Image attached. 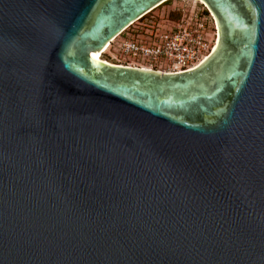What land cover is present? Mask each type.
<instances>
[{"label":"water","instance_id":"obj_1","mask_svg":"<svg viewBox=\"0 0 264 264\" xmlns=\"http://www.w3.org/2000/svg\"><path fill=\"white\" fill-rule=\"evenodd\" d=\"M166 0H0V264H264V0H199L165 72L100 53Z\"/></svg>","mask_w":264,"mask_h":264},{"label":"built area","instance_id":"obj_2","mask_svg":"<svg viewBox=\"0 0 264 264\" xmlns=\"http://www.w3.org/2000/svg\"><path fill=\"white\" fill-rule=\"evenodd\" d=\"M204 15L209 21L210 29H208V23L203 18ZM124 30L113 37L101 52L104 49L105 51L109 50L113 41ZM207 32H211V41L206 38ZM214 36L213 22L207 12L206 14L201 12L200 14L182 15L177 22L164 31L147 36H142L138 32L134 36L125 34V36L120 37L113 48L124 60L123 62L109 63L165 72L187 70L196 65L210 51ZM115 60L117 61V59Z\"/></svg>","mask_w":264,"mask_h":264},{"label":"rangeland","instance_id":"obj_3","mask_svg":"<svg viewBox=\"0 0 264 264\" xmlns=\"http://www.w3.org/2000/svg\"><path fill=\"white\" fill-rule=\"evenodd\" d=\"M170 9H174L173 11H179L180 16H182V15H190L192 13L200 14L203 11L204 7L197 0H167V2L158 5L157 7L152 9L150 13L148 12L150 15H152V17L156 19V21H160V19L162 20L159 23L157 22L158 24L155 26L157 27L158 31H164L170 27L171 24L168 21H166L165 18V13ZM203 18L208 23V29H210V24L207 17L204 15ZM138 23L139 22L137 21L136 23L134 22L132 25L137 26ZM123 36H125L124 32L113 41L109 50H106L100 54V58L108 62H123L124 59L120 58L118 51H115V48H113L115 44L120 40V37ZM206 38L209 41H211L212 38L211 32L206 33ZM214 40H215V36H214ZM114 57L115 59H117V61L114 59Z\"/></svg>","mask_w":264,"mask_h":264},{"label":"trees","instance_id":"obj_4","mask_svg":"<svg viewBox=\"0 0 264 264\" xmlns=\"http://www.w3.org/2000/svg\"><path fill=\"white\" fill-rule=\"evenodd\" d=\"M165 2H167V0ZM173 10L174 9H170L169 11L165 13L166 21H168L171 24L170 27L172 26L173 23L177 22L181 17L179 11H173ZM202 12L203 14H206L205 9H203ZM149 13H147L146 15H144L143 17L137 20L139 22L137 26L132 25L133 24L132 23L129 27H127L124 30V34H128L129 36H134L136 33L139 32V34H141L142 36H147V35H152L153 33H156V32H160L157 30V27L155 26L162 20L160 19V21H156V19L152 17V15H150Z\"/></svg>","mask_w":264,"mask_h":264},{"label":"bare ground","instance_id":"obj_5","mask_svg":"<svg viewBox=\"0 0 264 264\" xmlns=\"http://www.w3.org/2000/svg\"><path fill=\"white\" fill-rule=\"evenodd\" d=\"M197 1L200 2L199 0H197ZM104 51H105V49L103 50V52ZM103 52L97 53L95 56L93 54H91V56L94 57L95 59L99 60V61H105V60H103V59L100 58V54L103 53ZM105 62H107V61H105Z\"/></svg>","mask_w":264,"mask_h":264}]
</instances>
